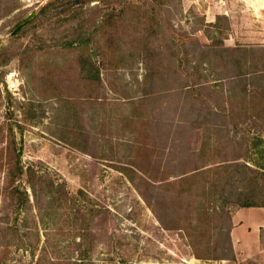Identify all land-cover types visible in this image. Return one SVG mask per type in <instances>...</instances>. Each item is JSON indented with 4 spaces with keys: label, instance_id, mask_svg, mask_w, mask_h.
I'll use <instances>...</instances> for the list:
<instances>
[{
    "label": "rangeland",
    "instance_id": "rangeland-1",
    "mask_svg": "<svg viewBox=\"0 0 264 264\" xmlns=\"http://www.w3.org/2000/svg\"><path fill=\"white\" fill-rule=\"evenodd\" d=\"M228 4L0 0V264H264L229 239L264 206V0Z\"/></svg>",
    "mask_w": 264,
    "mask_h": 264
},
{
    "label": "crops",
    "instance_id": "crops-1",
    "mask_svg": "<svg viewBox=\"0 0 264 264\" xmlns=\"http://www.w3.org/2000/svg\"><path fill=\"white\" fill-rule=\"evenodd\" d=\"M229 1L184 0V5L185 7L200 6L204 10L208 9L205 14L213 13L214 20H211L213 22L218 17L227 16L229 18V13H231ZM231 222L230 238L234 250L237 252V249H243L247 255L252 256L256 251L254 247L259 244L264 231V207L236 209L231 215Z\"/></svg>",
    "mask_w": 264,
    "mask_h": 264
},
{
    "label": "trees",
    "instance_id": "trees-1",
    "mask_svg": "<svg viewBox=\"0 0 264 264\" xmlns=\"http://www.w3.org/2000/svg\"><path fill=\"white\" fill-rule=\"evenodd\" d=\"M218 19H220V17H218L217 20ZM202 153H204V150L200 151V154H202ZM218 166H220V165H218ZM207 170H208L207 166L195 168L191 172L184 173L183 174V175H185L183 177L184 179L181 180L180 182H182L185 185H192L193 183H195L194 181H195V179H196V177L198 175H201V174H203V175L205 174L206 175L207 173H209L211 171V169H209L208 172H207ZM29 175H31V182H33V180L36 177H39L40 179H43V176L38 175L37 171L35 169H33V168H30L29 169ZM214 186L215 185H213V187H211L209 189H205V188L202 189L201 193H199V196H201V197H211L214 194V192H212ZM30 188H31V191H32L33 199H34V201H36V196L38 195V192L34 188V185H32ZM62 188H63V185L60 184L59 185V191ZM186 191H188V190H186ZM16 193H18V194H20V195L23 196V198H22L23 203L29 201L30 196H29V194H27V191H22L21 192V191H19V189H16L15 191H12L10 194H16ZM196 196H198V195H196ZM56 202H57L56 200L51 201V203H54V204ZM146 203H147L148 207L153 211V213L155 214V216L158 218V220L161 222L162 226L163 227L164 226L166 227V222L163 219L164 216L161 215L160 213H158V211H157V207H156V204L157 203H155L154 201H148V200H146ZM237 207L238 208H249V207H256V206L249 205V204L245 203V204L238 205ZM195 210L198 211V212H200L202 214V213H206V210L207 209H206L205 205H203V203H198L195 206ZM232 213L233 212H231L230 215H232ZM41 217H42L43 222L46 223V221H47L49 223L51 221H54L55 218L58 217V213H57V211L55 210L54 207H50L49 209H45L43 211V213L41 214ZM230 222H231V216H230ZM231 228H232V222H231V227H230V230H229V239H230V242H231V238H230ZM194 255H195L196 258L197 257L198 258H201L199 253H195ZM71 264H73V263H71Z\"/></svg>",
    "mask_w": 264,
    "mask_h": 264
},
{
    "label": "water",
    "instance_id": "water-1",
    "mask_svg": "<svg viewBox=\"0 0 264 264\" xmlns=\"http://www.w3.org/2000/svg\"><path fill=\"white\" fill-rule=\"evenodd\" d=\"M30 18H28L24 23H22L21 25H19L12 33V35H16L28 22Z\"/></svg>",
    "mask_w": 264,
    "mask_h": 264
}]
</instances>
